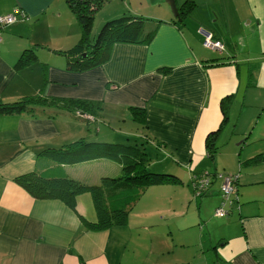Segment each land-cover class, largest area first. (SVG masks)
I'll list each match as a JSON object with an SVG mask.
<instances>
[{
  "label": "crops",
  "instance_id": "1",
  "mask_svg": "<svg viewBox=\"0 0 264 264\" xmlns=\"http://www.w3.org/2000/svg\"><path fill=\"white\" fill-rule=\"evenodd\" d=\"M182 1L176 0L177 6ZM163 3L155 0L148 6L150 18H156L145 22L144 33L154 31L149 41L115 43L106 62L77 72L66 69L62 51L79 41L81 30L64 0H0V15L15 8L24 12L2 31L0 101L40 94L94 104L84 114L56 107L41 113L37 106L32 113L0 115V264H264V150L241 155L251 142L248 138L226 162L219 152L225 145L231 150L234 143L229 137L223 145L216 142L236 124H230V111L238 112V124L252 109L259 117L263 113L264 0H202L194 2L196 17L189 14L184 20L175 18ZM154 8L158 13L152 15ZM141 12L131 0L106 3L94 17L92 37L102 22L147 17ZM200 28L224 50L204 46ZM26 49L32 59L16 71L14 65ZM130 108L143 109L144 126L130 118ZM236 131L237 127L232 134ZM256 136L264 145V135ZM81 138L131 144L141 140L150 158L148 169L172 174L180 182L150 185L141 195L149 190L169 204L188 202L183 189L193 171L212 172L220 170L219 165L228 173L238 172L240 205L231 203L226 217L213 216L217 231L211 233L209 244L215 258L185 260L186 247L180 251L176 243H156L153 228L147 240L124 241L121 235L131 227L128 218L123 225L87 229L80 216L96 220L89 193L76 197L74 211L59 199L34 198L14 181L32 171L49 170L56 176L59 168L88 184L120 173L119 163L109 159L60 166L42 153ZM208 138L217 147L213 158L207 154ZM214 161L217 165L209 168ZM214 181L207 193L218 195L215 210L221 204V180ZM164 193L169 195L163 197Z\"/></svg>",
  "mask_w": 264,
  "mask_h": 264
},
{
  "label": "trees",
  "instance_id": "2",
  "mask_svg": "<svg viewBox=\"0 0 264 264\" xmlns=\"http://www.w3.org/2000/svg\"><path fill=\"white\" fill-rule=\"evenodd\" d=\"M64 1L77 19L81 30L79 41L71 48L62 51L66 57V69L70 71L81 72L103 64L109 59L115 43L146 42L153 36L154 31L144 33L147 20L142 16L131 15L102 22L92 37L94 15L110 0ZM194 5L192 0H184L178 6L179 19L184 20L193 10ZM32 56L30 50H24L14 65L16 71L26 66ZM224 101L222 100L221 104ZM37 106L41 108V113L45 112L44 109L56 107L63 111L84 114L94 108V104L86 100L62 101L35 94L13 102L0 101V115L32 113ZM130 118L136 124L144 126L143 109L130 108ZM216 149V145L208 138L206 142L208 156L213 158ZM42 153L58 162L60 166L96 159H109L119 163L120 173L111 177L103 176L98 184L83 183L67 177L61 168L58 169L56 176L52 175L49 170L41 173L32 171L17 176L14 180L32 197L59 199L74 211L76 197L83 193H89L96 210V220L88 221L81 216L80 219L85 227L91 230L125 224L128 217V206L141 196L143 188L150 185L180 183L179 179L172 174L148 169L150 158L140 143L87 141L81 138L63 147L44 148ZM215 173L216 171L208 172L209 175ZM229 201L228 203L234 202L236 208L240 205L237 187ZM222 202L223 198L221 197ZM230 205L232 209V204ZM230 212L228 211V214L224 216H228Z\"/></svg>",
  "mask_w": 264,
  "mask_h": 264
},
{
  "label": "rangeland",
  "instance_id": "3",
  "mask_svg": "<svg viewBox=\"0 0 264 264\" xmlns=\"http://www.w3.org/2000/svg\"><path fill=\"white\" fill-rule=\"evenodd\" d=\"M111 1L113 0H110L109 2ZM131 1L134 3V6L139 9V11H142L141 13L147 15V17L142 16L143 19L148 21L156 20V18H150L151 16L149 15V13H151V10L148 9V6L150 4L153 7L154 5L153 2L155 0H131ZM139 1L143 2V4H137ZM162 1L164 2L163 4L166 6L167 10H169L170 13L173 15L167 3L164 0ZM193 1L195 3H199L202 0H193ZM197 8L198 6L195 5L193 10L190 12L191 16L196 17L198 10ZM153 13H158V10L154 8V10H152V15H154ZM7 26L8 25L4 26V28L0 30L1 35H2V31ZM241 75L245 76L244 73H241ZM229 115H230V124L232 123L233 125V122L238 124L237 123L238 112L235 113L233 111H230ZM236 124L235 126L229 125L226 131L220 137V139L216 141L218 145H223L225 141L224 139L226 137H229L231 138V141H233L234 143V145L231 146L232 148L231 150L229 145H225L224 147H222L221 151L219 152V154L222 156L224 160H226V162L229 155L237 156L238 154L237 149L240 148L241 141H245L248 138L249 140H251V142L243 147L241 155H244L245 153L255 154L261 150H264L263 143L258 139L257 136L254 137L257 134L258 136L264 135V110L262 115L259 117L258 110L252 109L251 112L246 113L243 116L242 120L238 125ZM236 127L238 128V131H236V134L235 133L232 134V130L235 129ZM253 130H255V132L252 135ZM249 131L250 133H248ZM247 135L248 137L246 138ZM140 141L141 140H139L138 143H140ZM220 163H225V161ZM215 165H217L215 161L212 164H207L209 168H213ZM217 166L220 168V170L214 169L212 171L239 177L238 172L228 173L227 171L221 169V166L219 165ZM93 168H98V165L93 166ZM214 185H215V181L209 188L210 192L214 187ZM208 193L205 194V196L196 197L192 191L191 186L188 183V186L185 185V188L183 189V198L188 197V202L186 201L187 204L185 202L183 205H181L180 203L177 202H173L172 204H169L166 199L156 198V196L162 197L161 195L151 194L150 191L148 190L143 195H141L134 203L128 206L127 218L129 221V225L131 227L126 229V231L121 235V238H123L124 241L130 239L129 241L131 243H133L134 241L140 242L143 240H147L150 238L151 235L150 234L151 229L149 228H153L155 230L154 232H156L154 236L156 243L159 244L161 243V245H165L166 243L169 245L176 243V245L178 246V250L180 251H182L186 247L184 249L185 256H187L184 257L185 260L192 261L193 263L197 261H203V258H209L213 260L216 255L210 249L211 245L209 244V241L210 239L212 241V238H210L211 233L215 235L217 231V227L215 224L216 221L213 218V216L215 215L213 203L215 199H218V195L217 194L208 195ZM167 195L169 194L164 193L163 197ZM225 207L227 208L228 211L232 210L230 208L231 205H226ZM170 209L181 210L183 211L182 212L183 215L173 214ZM167 210L169 211L167 212ZM206 219L209 220L207 221ZM132 226H134L135 228H133ZM203 250L205 252H203ZM176 252L177 251L174 252L175 255ZM165 255L168 254L165 253Z\"/></svg>",
  "mask_w": 264,
  "mask_h": 264
},
{
  "label": "built area",
  "instance_id": "4",
  "mask_svg": "<svg viewBox=\"0 0 264 264\" xmlns=\"http://www.w3.org/2000/svg\"><path fill=\"white\" fill-rule=\"evenodd\" d=\"M18 14L23 16L24 12L16 8L13 12L9 14L0 15V30L3 29L4 26L10 25L12 22H14L16 20V15ZM199 31L204 37V46L213 50H217L219 52H222L224 50L223 44L219 40L215 39L210 32L206 31L203 28H200ZM217 178L221 180L220 194L223 198V202L215 208V216H224L228 214V210L225 206L227 204H231L228 203L230 202L229 198L234 192H236V183L238 180V176L227 175L217 172L213 175H209L208 172L197 173L193 171L190 176L189 185L191 186L194 195L197 197L202 194H206L213 181Z\"/></svg>",
  "mask_w": 264,
  "mask_h": 264
},
{
  "label": "water",
  "instance_id": "5",
  "mask_svg": "<svg viewBox=\"0 0 264 264\" xmlns=\"http://www.w3.org/2000/svg\"><path fill=\"white\" fill-rule=\"evenodd\" d=\"M164 1L167 3L170 10L172 11L173 16L178 19L179 18V12H178V6L176 4V0H164Z\"/></svg>",
  "mask_w": 264,
  "mask_h": 264
}]
</instances>
